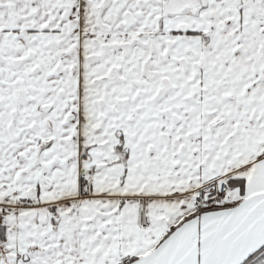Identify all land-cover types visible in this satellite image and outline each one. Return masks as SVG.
Here are the masks:
<instances>
[{"label": "snow or ice", "instance_id": "obj_1", "mask_svg": "<svg viewBox=\"0 0 264 264\" xmlns=\"http://www.w3.org/2000/svg\"><path fill=\"white\" fill-rule=\"evenodd\" d=\"M0 264H264V0H0Z\"/></svg>", "mask_w": 264, "mask_h": 264}]
</instances>
